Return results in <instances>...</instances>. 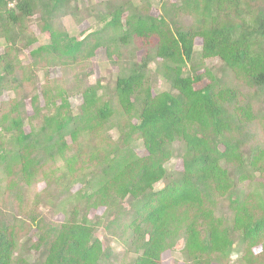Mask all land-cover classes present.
I'll use <instances>...</instances> for the list:
<instances>
[{"label": "trees", "instance_id": "trees-1", "mask_svg": "<svg viewBox=\"0 0 264 264\" xmlns=\"http://www.w3.org/2000/svg\"><path fill=\"white\" fill-rule=\"evenodd\" d=\"M86 1L104 26L78 40L65 21L79 22ZM33 26L49 40L24 65ZM0 45V264H162L167 252L184 264H264V148L253 130L264 0H0ZM100 49L131 63L112 90L89 85L75 111L49 72L85 68ZM213 60L233 78H215ZM175 158L181 171L168 167ZM44 199L63 222L40 212Z\"/></svg>", "mask_w": 264, "mask_h": 264}, {"label": "rangeland", "instance_id": "rangeland-1", "mask_svg": "<svg viewBox=\"0 0 264 264\" xmlns=\"http://www.w3.org/2000/svg\"><path fill=\"white\" fill-rule=\"evenodd\" d=\"M108 0H97L98 3L105 2ZM175 1V0H172ZM94 6L92 4L87 3L84 7V10H86L84 13H82L80 21L75 22L73 21L70 17L66 19L65 21V27L66 30L70 33L71 36L76 37L78 40L83 39L90 33L97 31L101 29L104 26V22L101 21V17L97 14V12L93 9ZM89 13H88V11ZM154 15H158L159 11L157 9L153 10ZM32 33L37 39V42L31 46L30 48L23 49L22 52L18 54L19 59L23 62V64H29L31 62V56L30 52L34 49H36L39 46H42L46 44L49 40V35L44 34L40 31V29L37 26L32 27ZM138 47L141 46L140 43L136 44ZM202 46V40L198 39L196 40V48L200 49ZM141 51L140 53H142ZM4 53V49L2 45H0V55ZM131 63V62H130ZM128 60L123 61V62H118V63H113L108 61L106 52L104 49H100L97 52V55L93 60L91 61V64L86 66L85 68H80L77 70H64L62 68H53L50 70V75H49V81L47 84L51 86V88L54 90V92H61L63 93L64 97L69 101L71 108L73 110H77L82 103H83V92L85 91L86 88H88L89 85H94L100 83L103 87L102 91L108 92L109 90H112L113 88V83L117 78V75L120 73H124L127 71V68L129 67ZM211 74L218 79H223L226 78V76H231L229 73V70L225 67V64L220 61V60H213L207 64ZM230 79V78H228ZM227 79V80H228ZM209 83L208 79H205L202 83L197 85V89H201L204 86H206ZM153 87L156 89L163 90L165 89V85L163 82L158 79L154 81ZM42 89L43 87L37 88V91L40 94V99H41V106L44 109L45 107V101L42 96ZM246 93H250L249 91H246ZM251 96L253 93H250ZM2 100L5 102H8L9 100V95L5 94L2 97ZM28 102V115L32 116L33 111L30 107V98L27 99ZM57 104H59V101H57ZM254 106V111L256 112V119L258 118L255 122L253 130L259 132V136L257 139H255L256 143L259 144L261 147L264 148V120L262 119V116L264 115V104L261 103V101H256L253 103ZM34 124L37 125V122L34 121ZM140 155H144L145 153L141 150H139ZM168 167L174 168L178 171L182 170V161L181 159L175 158L172 161L168 163ZM45 188V184L41 181L38 182L37 184H33L27 194V200L29 202V205L34 204V202L38 199L36 197L37 194H40ZM80 189V186H75L72 189V194H75L77 190ZM49 201L43 200L41 202L40 208L43 214L48 216L50 219H52L53 222H63L64 221V215L63 214H52L49 209L44 208L45 204ZM53 202V201H52ZM1 202H0V208L1 207ZM104 211L103 209L98 210V211H93L91 213V217L94 216H103ZM104 218V217H103ZM103 225L99 226L98 228V235L102 237L103 242L105 243V246H108L109 243L112 241V238L110 235H105L104 232V224L105 220L102 221ZM260 248H256L255 252H259ZM178 253L174 255V253L167 252L163 255L162 259V264H184L183 262H177L176 258L178 259ZM30 260H34L36 258V254L34 252H30L29 255ZM236 258H233L232 261L234 262ZM235 264V263H234Z\"/></svg>", "mask_w": 264, "mask_h": 264}]
</instances>
